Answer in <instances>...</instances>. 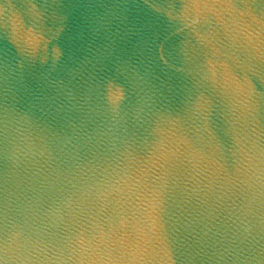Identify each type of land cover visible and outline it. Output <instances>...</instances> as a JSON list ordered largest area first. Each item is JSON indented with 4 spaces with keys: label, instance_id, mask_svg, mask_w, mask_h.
Listing matches in <instances>:
<instances>
[{
    "label": "water",
    "instance_id": "water-1",
    "mask_svg": "<svg viewBox=\"0 0 264 264\" xmlns=\"http://www.w3.org/2000/svg\"><path fill=\"white\" fill-rule=\"evenodd\" d=\"M155 2L0 0V249L19 232L55 257L72 231L103 232L100 250L124 259L164 181L167 214L143 264H264V192L249 180L264 168V106L255 124L233 123L223 88L226 74L258 63L249 37L264 49V0H172L177 19L159 50L146 23ZM158 139L179 153L157 161ZM67 170L115 171L129 187L36 190Z\"/></svg>",
    "mask_w": 264,
    "mask_h": 264
},
{
    "label": "clouds",
    "instance_id": "clouds-1",
    "mask_svg": "<svg viewBox=\"0 0 264 264\" xmlns=\"http://www.w3.org/2000/svg\"><path fill=\"white\" fill-rule=\"evenodd\" d=\"M152 9L150 19L146 21L147 26L154 33V38L159 37V50L163 41L171 34L172 22L177 19V12L173 7L172 0H157L150 5ZM184 11L179 13L183 17ZM253 37H249L251 45L250 61L257 64L250 65L249 72L237 79L231 74H226L223 81V88L229 96V109L233 117V123L255 124L256 114L261 106H264V90L257 87V82L264 86V49L253 43ZM29 51H34L35 40L27 44ZM177 54L185 58L188 51L183 47L177 49ZM213 78L215 73H212ZM158 131V129H157ZM31 151V150H29ZM180 149L168 147L163 140L153 142V155L156 160L165 158L171 154L175 156ZM189 162L195 167V160L189 156ZM249 180L251 186L258 192H264V168H253ZM65 185H71L73 190L80 196L103 195L107 196L113 191L121 192V186L129 187L125 176L113 171L105 173L99 179L86 176L78 170H67L65 173L55 175L44 174L37 182L36 190L41 193H61ZM195 191V189H192ZM168 188L164 181L154 187L153 194L142 212V220L145 227H140L137 237L129 243L126 258L117 259L111 254L102 252L99 244L105 239L103 232L99 235L85 236L82 231H72L65 237L67 241L64 248L59 250L55 257L48 255V250L37 242L21 236L19 232L13 233L6 241L0 251L7 257L0 260V264H143L142 255L146 249H155L160 241V231L163 228V215L168 210ZM72 201L64 202L65 207ZM58 211L47 213V226H57ZM125 221L122 218L121 224ZM43 223V221H42Z\"/></svg>",
    "mask_w": 264,
    "mask_h": 264
}]
</instances>
